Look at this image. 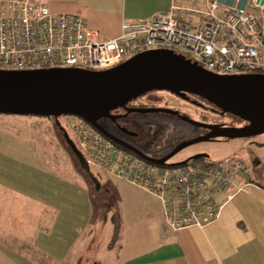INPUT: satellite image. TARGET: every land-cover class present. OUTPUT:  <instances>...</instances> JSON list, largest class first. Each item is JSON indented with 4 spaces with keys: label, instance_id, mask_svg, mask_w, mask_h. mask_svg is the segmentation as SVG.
I'll list each match as a JSON object with an SVG mask.
<instances>
[{
    "label": "built area",
    "instance_id": "2783aa9c",
    "mask_svg": "<svg viewBox=\"0 0 264 264\" xmlns=\"http://www.w3.org/2000/svg\"><path fill=\"white\" fill-rule=\"evenodd\" d=\"M221 10L222 13L218 14ZM202 21L168 12L123 21L112 38L89 30L81 17L53 14L41 0H0V70L76 68L102 71L139 53L170 50L221 76L264 74V0H206ZM89 167L159 200L165 226L179 232L214 223L248 180L235 158L161 166L122 150L82 119L69 120Z\"/></svg>",
    "mask_w": 264,
    "mask_h": 264
},
{
    "label": "crops",
    "instance_id": "0c3cea01",
    "mask_svg": "<svg viewBox=\"0 0 264 264\" xmlns=\"http://www.w3.org/2000/svg\"><path fill=\"white\" fill-rule=\"evenodd\" d=\"M41 1L53 14L81 17L87 29L106 38L117 36L123 21L166 13L176 6L185 21L196 22L202 21L201 12L206 8V0ZM6 136L2 133L0 138ZM9 150L6 143L0 146V175L8 179L0 182V264H78L82 255L73 260V251L79 245L84 251L92 248L91 241L98 236L97 228L90 226L93 209L89 199H82L83 211L78 204L71 207L66 186L61 182L47 184L40 176L31 181L26 169L11 166L14 161L8 156ZM261 178L264 172L239 181L241 190L222 208L214 223L179 232L167 229L157 199L132 185L148 196L137 209L138 218L144 223L148 220V225H141L142 231L131 245L132 254L119 264H264ZM45 189L51 191L50 196L40 193Z\"/></svg>",
    "mask_w": 264,
    "mask_h": 264
},
{
    "label": "water",
    "instance_id": "95a60500",
    "mask_svg": "<svg viewBox=\"0 0 264 264\" xmlns=\"http://www.w3.org/2000/svg\"><path fill=\"white\" fill-rule=\"evenodd\" d=\"M155 91H165L182 98L185 95L199 98L209 104L213 112L236 117L245 125H208L162 108H125L128 102ZM120 108L126 113L171 114L187 124L206 130L207 133L178 144L164 157L151 158L121 142L99 123L103 119H114L111 113ZM0 115L55 119L63 115L76 116L105 138L139 158L156 165L168 166V160L194 144L218 138L247 139L263 135L264 74L216 75L170 50L139 53L102 71L76 68L0 70ZM63 138L79 167L90 176V167L81 151L64 133ZM197 158L203 157L193 156L174 165H182ZM91 180L99 190V181L92 177Z\"/></svg>",
    "mask_w": 264,
    "mask_h": 264
},
{
    "label": "rangeland",
    "instance_id": "374dc122",
    "mask_svg": "<svg viewBox=\"0 0 264 264\" xmlns=\"http://www.w3.org/2000/svg\"><path fill=\"white\" fill-rule=\"evenodd\" d=\"M153 101L175 107L195 122L239 124L229 117L214 113L209 104L198 98L192 97V100L183 102L171 93L155 91L150 99L143 102ZM161 117L158 120L160 127L153 132L147 131L142 126L149 123V116L137 114L128 118L135 122L138 131H142L141 134L146 133L144 148L152 158L158 159L162 153L171 150L174 146L205 134L203 129L182 123L174 117L166 115ZM71 118L80 119L71 115H63L57 119L0 115V135L7 134L6 138H0V146L6 143L11 153L8 156L14 161L11 166L14 169L16 167L26 169L31 181H35V176H40L41 180H45L47 184L61 182L64 187L66 186V200L72 201L67 203L71 207L78 204L77 208L83 211L82 199H89L93 209L90 226L97 228L98 236L96 237V234L94 235L96 238L93 236L95 239L91 241L92 248L84 251L79 245L78 250H74L71 254L73 260L77 255H82L81 261L79 260L80 264L124 263V260L132 254L131 245L138 232L142 231L141 225H148V220L144 223V220L141 222L138 218L140 212L137 210L139 203L145 202L148 196L131 184L106 175L91 166L90 176L100 183V189L97 190L91 177L79 167L70 148L68 150L64 144L63 133L77 145L69 125ZM102 123L108 124L109 122L104 119ZM27 148L28 151H26ZM197 155H201L206 163H217L231 157L235 158L245 165L250 176H254L252 170L264 172V134L247 139L218 138L214 141L194 144L168 160L167 165L180 164ZM254 158L260 162L257 169L251 167V160ZM7 180L5 175H0V182H7ZM260 180L264 184V178ZM50 189L56 190L57 188ZM40 193L46 196L51 195L48 189H45V192L40 190ZM51 230L52 226L48 227V231L51 232Z\"/></svg>",
    "mask_w": 264,
    "mask_h": 264
},
{
    "label": "flooded vegetation",
    "instance_id": "af4514ba",
    "mask_svg": "<svg viewBox=\"0 0 264 264\" xmlns=\"http://www.w3.org/2000/svg\"><path fill=\"white\" fill-rule=\"evenodd\" d=\"M153 93V92H152ZM146 94L143 95L137 99H134L130 102H128L125 105V108L127 109H132V110H143V109H157V108H162V109H167V110H171L173 112H176L179 116L181 117H188L187 115H185L183 112H181L180 110H178L175 107L169 106L168 104H158L156 102H143L144 100L147 101V99L151 98V94ZM170 94V93H169ZM175 96V95H173ZM181 101L183 102H188L187 100H192V96L191 95H185L184 98L182 97H178ZM195 98V97H194ZM192 104V103H191ZM194 105V104H192ZM138 113H126V111L123 108L117 109L115 111H113L111 113L112 116H114L115 118L110 120V119H105L107 120L109 123L108 124H104L102 123V120L99 121V123L102 125V127L107 130L111 135H113L114 137H116L117 139H119L121 142L127 144L128 146H131L137 150H139L140 152H142L143 154L147 155L148 157H150L151 155H148L146 153V150L144 148L145 144H146V133L141 134L140 131H138V128L136 127V124L134 121H130L128 118L137 115ZM219 114V113H218ZM143 115H147L149 116V123H146L142 126H144V128L147 129V131H152L155 130L157 127L159 126V118H162V115H166L168 117H174L176 120H179L182 123H185L183 121H181L177 116H173L171 114H165V113H157V114H143ZM220 115V114H219ZM222 116V115H221ZM119 117V118H117ZM104 120V119H103ZM199 123H204V124H208V125H219V126H224V127H242L245 125V123H240L237 125H227L225 123H216V122H199ZM141 126V127H142ZM140 128V127H139ZM205 133H207L206 130H203ZM175 148V146L167 151L162 153V155L159 157H164L167 154H169L173 149ZM152 158V157H151ZM260 166V162L257 158H254L251 160V167L252 168H256ZM253 174H256L257 171L256 170H252ZM258 173H263V172H259Z\"/></svg>",
    "mask_w": 264,
    "mask_h": 264
},
{
    "label": "trees",
    "instance_id": "16d2710c",
    "mask_svg": "<svg viewBox=\"0 0 264 264\" xmlns=\"http://www.w3.org/2000/svg\"><path fill=\"white\" fill-rule=\"evenodd\" d=\"M196 98V97H195ZM199 99V98H198ZM201 100V99H200ZM206 103V102H205ZM193 104V103H192ZM214 113H216V112H214ZM223 116H225V117H229L230 119H232V120H234V121H236L237 123H243L241 120H239L238 118H236V117H233V116H231V115H228V114H226V115H223ZM43 118H46V117H43ZM69 139V138H68ZM72 141V140H71ZM65 142V141H64ZM72 143L77 147V145L72 141ZM65 145H66V147H67V149L69 150V147H68V145L66 144V142L64 143ZM116 146H118V145H116ZM119 147V146H118ZM119 148H121V147H119ZM77 149H78V147H77ZM122 150H125V149H123V148H121ZM125 151H127V150H125ZM128 152V151H127ZM73 156V155H72ZM74 159H75V157H74ZM256 174H259L258 172L256 173ZM78 264H80V263H78Z\"/></svg>",
    "mask_w": 264,
    "mask_h": 264
}]
</instances>
